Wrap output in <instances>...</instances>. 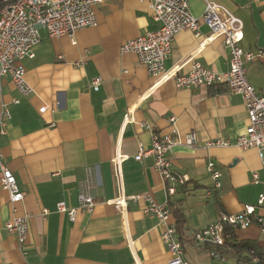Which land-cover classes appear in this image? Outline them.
<instances>
[{
	"label": "crops",
	"instance_id": "crops-1",
	"mask_svg": "<svg viewBox=\"0 0 264 264\" xmlns=\"http://www.w3.org/2000/svg\"><path fill=\"white\" fill-rule=\"evenodd\" d=\"M187 1L190 12L199 16L208 0ZM209 1L242 21L244 49L264 52V0ZM156 28L147 0H105L94 27L57 37L40 29L34 56L23 60L31 87L27 95L8 76L0 77V104L7 103L11 115L0 147L24 191L16 214L28 215L21 248L16 235L4 228L12 214L8 194L0 188V264H169L156 218L143 213L145 195L157 203L167 202L183 216L177 233L183 260L214 264L208 248L193 240L194 231L215 221L220 211L237 212L244 204H255L258 194L264 193V164L256 149L234 144L248 124L239 95L226 84L212 89L177 88L172 79L154 84L156 78L135 55L120 51L124 41ZM208 35L204 25L198 36L189 30L177 32L164 68L181 62L183 72L198 61L226 71L228 48L221 37L208 40ZM245 73L264 96V56L246 62ZM96 76L101 83L94 90L91 80ZM13 98L19 102L13 103ZM44 105L46 109L39 111ZM143 122L150 127L139 124ZM190 131L195 143L180 142L167 154L171 168L187 180L167 194L152 155L140 159L134 155L139 145L150 147L154 132L183 140ZM216 138L231 145L206 146ZM117 149L125 156L119 163L114 161ZM208 161L222 173L221 187L209 195ZM85 189L96 200L92 211L77 210L72 221L56 210L58 201L76 207L78 194ZM120 195L137 198H127L123 207H117L111 200ZM171 219L175 223L174 214ZM126 230L133 247L127 244ZM232 235L263 247L264 235L254 224ZM230 250L226 252L233 256Z\"/></svg>",
	"mask_w": 264,
	"mask_h": 264
},
{
	"label": "built area",
	"instance_id": "built-area-1",
	"mask_svg": "<svg viewBox=\"0 0 264 264\" xmlns=\"http://www.w3.org/2000/svg\"><path fill=\"white\" fill-rule=\"evenodd\" d=\"M151 17L157 23V28L146 31L133 39L124 41L120 47L121 52L135 55L137 61L146 67L148 73L156 78L154 84L172 79L177 88L212 87L226 84L231 93L239 95L243 101L248 124L245 131L235 139V146L257 151L260 161L264 164V96L249 82L245 73V63L258 57H263L261 50L251 51L240 45L242 37V21L223 6L206 1L203 12L193 15L188 7L187 0H147ZM4 5L0 11V77L8 76L15 88L27 95L31 87L25 80L24 59L34 56V47L41 39L40 29L49 37L62 35L72 36L77 30L97 25V11L105 0H3ZM204 25L209 30L208 40L221 37L222 44L230 53L229 67L226 71H217L196 61L183 72L181 62L169 69L164 68V60L171 50L172 40L180 30H189L195 36L200 34V27ZM101 77L91 80V86L97 90ZM13 103L19 99L13 98ZM41 106L39 111H44ZM7 103L0 104V137L6 133L7 121L10 119ZM173 121V117L169 119ZM149 128L147 123H139ZM180 142L186 145L195 143V133L190 131L183 137H171L167 134L152 133L151 145L144 148L139 145L135 159L145 154L153 157V167L166 183V193L173 194L176 185L184 184L187 178L178 174L171 168L167 158L172 147ZM231 142L226 139H211L206 146L227 147ZM125 158L116 150L114 161L119 163ZM207 170L212 179V185L206 191L221 187V170L214 161L207 162ZM257 174L253 173V182ZM0 188L8 194L11 217L4 223V228L16 235V239L23 248L28 232L27 213L16 214L17 204L23 200L22 191L14 174L4 161L0 147ZM127 198L135 199L137 196L125 197L120 195L111 200L117 207H123ZM146 204L143 213L156 218L160 227V238L169 255V264H187L183 260V249L176 231V225L171 219L167 202L157 203L149 195H145ZM96 203L94 195L87 189L78 194L76 207H66L64 201L56 203V210L65 212L70 220H74L77 210L89 213ZM44 210L43 213H46ZM256 225L264 235V193H259L255 204H244L237 212L220 211L217 219L193 233V240L208 248L209 257L214 264H264V243L257 253L252 247L230 256L226 250L230 249L228 240L232 232ZM127 244L133 247L134 240L126 230ZM137 264V263H136Z\"/></svg>",
	"mask_w": 264,
	"mask_h": 264
},
{
	"label": "trees",
	"instance_id": "trees-1",
	"mask_svg": "<svg viewBox=\"0 0 264 264\" xmlns=\"http://www.w3.org/2000/svg\"><path fill=\"white\" fill-rule=\"evenodd\" d=\"M3 5H4L3 0H0V9H1V7H3ZM214 87L215 86H212V87H210V89H212ZM168 207H169V209H171L170 205ZM170 213H171V215L174 214L176 231H177V233L180 234L181 233V229H182L181 227H182V225L184 223L183 216L178 214L177 211L172 210V209H171ZM228 244L230 246L231 253H239V252H241V251H243L245 249H249L251 247L253 249H255L257 253L259 252V250H258V248L256 246H252L251 244H249V242L237 241L234 235H232L230 237V239L228 240Z\"/></svg>",
	"mask_w": 264,
	"mask_h": 264
}]
</instances>
